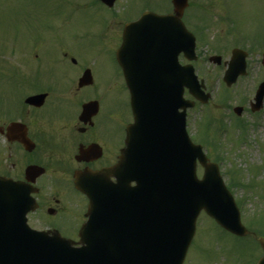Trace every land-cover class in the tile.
<instances>
[{
    "label": "flooded vegetation",
    "instance_id": "obj_1",
    "mask_svg": "<svg viewBox=\"0 0 264 264\" xmlns=\"http://www.w3.org/2000/svg\"><path fill=\"white\" fill-rule=\"evenodd\" d=\"M121 3L115 0L108 7L99 0L20 1L25 12L16 16L18 36L11 45L13 50L17 45L20 56L8 64L9 56L0 54V71L10 77L0 95V176L26 186L33 200L26 213L32 229L58 232L76 241L86 220L88 200L73 185L75 172L119 166L126 126L135 124V133L146 130L135 121L123 65L129 62L135 68L147 60L159 65L160 57H144L153 40L144 36L146 25L137 23L131 28L130 49L121 48L123 32L127 23L137 21L146 11L168 13L169 0H155L154 6L146 0L127 7ZM90 6H96L93 16L74 21V14ZM159 28L151 26L150 33ZM155 41L162 45L159 37ZM249 55L247 73L230 89L248 76ZM178 60L184 63L182 53ZM260 68V79L251 93L228 94L232 99L245 93L236 104L228 103L230 121L248 123L250 117L254 125L263 113L264 99L260 110L251 105L264 79L261 58ZM133 77L142 78L143 73ZM134 83L143 84L142 80ZM35 95L43 97L34 103L27 101ZM234 107H241L240 114ZM8 219L19 220L15 214Z\"/></svg>",
    "mask_w": 264,
    "mask_h": 264
},
{
    "label": "water",
    "instance_id": "obj_2",
    "mask_svg": "<svg viewBox=\"0 0 264 264\" xmlns=\"http://www.w3.org/2000/svg\"><path fill=\"white\" fill-rule=\"evenodd\" d=\"M112 1H108L109 4ZM172 3L174 14H169L168 22H163L179 24V29L176 34L170 30L165 40L167 50L163 57L169 68L180 50L187 59L195 58L194 37L180 21L187 0H172ZM232 55L230 68L224 75L227 82L234 81L244 68V53L234 49ZM210 59L220 62L218 55ZM183 72L184 85L189 92L206 101L207 95L200 90L192 66L185 65ZM263 93L264 83L257 92L258 102ZM179 137H184L180 157L177 158L175 153L176 157L171 162L169 151L163 149L164 154L160 151L156 160V152L153 151L147 170L139 179L136 178L137 184L130 190L128 201L130 218L122 220L120 236L114 218L115 204L110 196L100 205L99 199L96 206L91 205L93 217L79 233L84 242L81 247H73L58 235H34L25 228L19 229L10 238L17 240L20 234L24 243H0V264H181L201 209L229 231L246 234L240 223L239 211L221 180L217 166L206 163L200 146L190 142L183 129V119ZM196 158L204 166L201 179L196 177ZM1 185L0 191L14 193L18 190L15 184L0 181ZM259 241L264 249V238ZM257 264H264V257Z\"/></svg>",
    "mask_w": 264,
    "mask_h": 264
},
{
    "label": "rangeland",
    "instance_id": "obj_3",
    "mask_svg": "<svg viewBox=\"0 0 264 264\" xmlns=\"http://www.w3.org/2000/svg\"><path fill=\"white\" fill-rule=\"evenodd\" d=\"M20 1L24 0H0V49L9 56L8 64L12 61L16 63L21 53L18 54L17 45L13 46L14 50L11 47L13 45L11 32H16L13 30L17 22L16 16L25 12L20 9ZM121 1V5L127 7L133 1L137 4L140 0ZM189 1L192 4L185 12L189 27L197 30L200 22L204 25L196 39L197 59L193 64L198 76L205 80L211 99L207 104L197 103L188 110L187 130L192 138L197 141L202 140L204 146L206 145L208 149L206 152L210 155V159L219 161L220 171L225 173L223 174L225 182L232 183L231 192L240 206L243 224L253 230L256 229L257 232L258 229L264 231V110L256 118L257 120L255 119L257 122L254 125L250 124L253 118H247L248 129L245 133L234 128L233 120L229 123L228 103L236 104L245 93L229 100L228 97L222 98L225 85L221 77L224 66L215 65L207 59L211 54H220L222 60H226L231 48L238 45L254 49L249 56L248 76L243 78L235 88H228L226 95L233 91L252 92V87H255L260 79L261 68L260 51L255 50L250 37L264 33V0ZM146 2L152 6L155 5V0H146ZM95 8L96 6L82 8L74 14V21L90 18ZM200 14L203 15L200 16L203 20L197 17ZM229 27L232 28L233 33H227ZM13 36L16 38L17 35L13 34ZM4 85L0 74V95L1 90H5ZM207 114L215 120L222 118L227 127L216 133L217 139L210 135L215 130L213 127L209 129L210 134L203 128L200 131L198 129L199 125L207 120ZM211 144L216 146L213 147ZM233 169L237 173L231 180L227 174ZM201 172L202 169L198 167L197 173L200 175ZM256 219L258 224L255 223ZM196 225L194 239L183 264H254L256 256L260 255L258 246L251 237L237 238L222 231L204 213L198 216Z\"/></svg>",
    "mask_w": 264,
    "mask_h": 264
}]
</instances>
